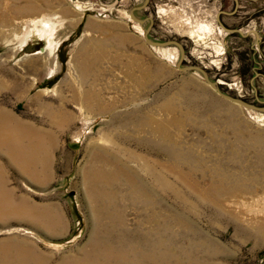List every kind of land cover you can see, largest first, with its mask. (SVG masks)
I'll use <instances>...</instances> for the list:
<instances>
[{"label": "rangeland", "instance_id": "374dc122", "mask_svg": "<svg viewBox=\"0 0 264 264\" xmlns=\"http://www.w3.org/2000/svg\"><path fill=\"white\" fill-rule=\"evenodd\" d=\"M144 2L0 0V109L29 125L24 162L0 147V211H32L0 219V264H34L17 243L42 262L87 264L89 251L103 252L100 242L91 246L98 240L128 252L98 264H153L146 251L156 264H264V236L248 225L264 216V111L179 68L177 45L146 42L149 22L131 17ZM134 13H149L150 38L181 42L182 63L205 67L221 91L264 105V0H149ZM88 21L98 41L126 36V45L75 52ZM87 92L113 105L88 106ZM223 184L258 192L221 197Z\"/></svg>", "mask_w": 264, "mask_h": 264}, {"label": "bare ground", "instance_id": "6f19581e", "mask_svg": "<svg viewBox=\"0 0 264 264\" xmlns=\"http://www.w3.org/2000/svg\"><path fill=\"white\" fill-rule=\"evenodd\" d=\"M41 21V24H42V30H44L45 27L49 28V21H46V20H40ZM209 29V26H206V27H203L201 28L202 30L203 29ZM194 34H197V36H201L202 34V31L199 30H194L192 31V35ZM54 42L52 39H49V53L52 54L54 53L55 51V47L53 46ZM133 64V63H131ZM129 72V77H132V73L130 71ZM148 74L147 73H144V76L145 78H147ZM134 78L138 79V76L137 75H134ZM85 94V93H84ZM80 97V96H79ZM85 100V104L88 105V106H96L97 105L99 106V104L102 102V101H95L94 97H92V93L91 92H87L86 95L84 96L83 98ZM82 99V100H83ZM95 101V102H94ZM79 102V101H78ZM104 104L99 106V109L101 110H108L111 108V106L113 104H110L108 102H105L103 101ZM188 115V114H187ZM191 116V115H190ZM262 117H264V114H261ZM261 117V119H262ZM154 122L152 121V118L151 117H147L146 121H145V124L148 125L149 127L152 128V135L158 139L159 135V127H158V124H153ZM220 124V123H219ZM169 126V125H168ZM213 126V125H212ZM223 127V126H222ZM28 128H29V125L28 123H25L23 120H21V118L17 117L16 115H14L13 113L9 112V111H5L3 109H0V147L3 148V149H6V150H10V152L13 153V155L21 160V163L24 162V160H22V154L23 152L26 153L27 155V152L25 149H23L22 145H21V141H25L24 139H26V133L28 131ZM214 128V127H213ZM31 136V135H30ZM29 139V138H28ZM250 140V139H249ZM245 141V140H244ZM32 142V141H31ZM28 143V142H27ZM35 143V141H34ZM245 143V142H244ZM256 144V143H255ZM38 145V144H37ZM255 146V145H254ZM235 147V146H234ZM247 148V147H246ZM244 149V148H243ZM248 149V148H247ZM233 150V149H232ZM245 150V149H244ZM256 150V149H255ZM251 151V150H250ZM258 151V150H257ZM264 151V150H263ZM262 151V152H263ZM243 152V151H242ZM25 155V156H26ZM247 155V153H246ZM24 156V158H25ZM233 156V155H232ZM254 156V155H253ZM244 157V156H243ZM251 157V156H250ZM111 158V157H110ZM241 158V157H240ZM236 159V158H235ZM233 161V159H232ZM246 162V161H245ZM258 162V161H257ZM261 162V161H260ZM29 165V164H28ZM25 166V165H24ZM257 167V166H256ZM109 168V167H108ZM258 168V167H257ZM216 169V168H215ZM218 170V169H217ZM210 171V170H209ZM257 171V170H256ZM221 172V171H220ZM253 173V172H252ZM259 173V174H258ZM258 173L257 175L259 177H262L264 178V169H261L259 168L258 169ZM179 174V173H178ZM254 175V173H253ZM256 175V176H257ZM181 176V175H180ZM183 179V178H182ZM215 180H223V179H231V177H228V176H221V175H218L216 174L215 177H214ZM180 180V179H179ZM232 180V179H231ZM184 181V180H183ZM227 181V180H226ZM213 183V182H212ZM227 184V183H225ZM225 184H223V188L219 191V196L223 197V196H226V195H233L235 194L236 192H238V194H241L242 192L244 193H249V194H254L256 192H258V189H254V188H249V190L247 189H244V190H241L239 186H236V187H225ZM158 185V184H157ZM189 185V184H188ZM215 185V184H214ZM213 185V187H214ZM221 185V184H220ZM132 189V188H131ZM149 191H152L153 189L149 188L148 189ZM158 190V189H157ZM191 190V189H190ZM196 189H194L195 191ZM206 190V189H205ZM93 191V190H92ZM213 191H214V188H213ZM2 192H3V199H7V192L5 193V185L2 187ZM98 193V192H97ZM149 193V192H148ZM193 193V192H192ZM212 193V192H211ZM210 196V195H209ZM217 196V195H216ZM140 197V196H139ZM198 197V196H197ZM155 198V197H154ZM203 198V197H202ZM200 198V199H202ZM212 198V197H211ZM158 199V198H157ZM8 200H6L5 202L1 201V206L3 208V205L6 204ZM114 203V202H113ZM150 204V203H149ZM216 204V203H215ZM221 204V203H220ZM18 208H19V211H0V219H6V217L8 216H14V215H19V216H27L29 217L30 211H23V209H21L18 205H16ZM149 206V205H148ZM222 207H220L221 210L223 211H226L225 208L223 207V205L221 204ZM144 207V206H143ZM26 209V208H25ZM24 209V210H25ZM149 209V208H148ZM30 212V213H29ZM161 212V211H160ZM40 213V212H39ZM183 213V212H182ZM37 214V213H36ZM110 214V213H108ZM156 214V213H155ZM159 214V213H158ZM170 214V213H169ZM181 214V213H180ZM45 215V214H44ZM151 215V214H150ZM160 215V214H159ZM38 216V214H37ZM41 216V215H40ZM47 216V215H46ZM229 216H231L230 218H233L235 216V214H229ZM34 217V216H33ZM32 217V218H33ZM108 217V216H107ZM191 217V216H190ZM119 218V217H118ZM122 218V217H121ZM141 219V218H140ZM149 219V218H148ZM176 219V218H174ZM104 220V219H103ZM53 219L49 218V222H47L50 226L54 225L55 223L52 222ZM159 218L158 219H154V220H151L150 219V225L153 226V228L157 227V225L159 224ZM40 222V221H39ZM44 222V221H43ZM56 222V221H55ZM147 222V221H145ZM148 223V222H147ZM182 223V222H181ZM146 224V223H145ZM250 226V228H252L254 231H255V235L256 236H264V216H263V219H259V218H254V217H251V221L250 223L248 224ZM142 226V225H141ZM148 226V225H147ZM179 226V225H178ZM142 228V227H141ZM146 228V227H145ZM186 229V228H185ZM151 230V229H150ZM149 230V231H150ZM168 233V232H167ZM196 234V233H195ZM249 234V233H248ZM156 236H158V234H156ZM160 237V236H158ZM161 238V237H160ZM155 239L157 240V237H155ZM203 241V240H202ZM97 242H100V245L103 249V252L100 256H102L101 258L104 259L105 263L106 261L108 260H112V259H118V258H122L123 256H127L128 255V252H125L127 251L126 249H115V245H111L109 243H106L104 242L103 240H98V241H93V243L91 242V246L92 245H95ZM102 242V243H101ZM96 246V245H95ZM94 246V247H95ZM5 248H8V249H11L13 248L14 246L12 245H4ZM18 251L20 252V254H23L22 256L24 257H30L32 260H33V263L34 264H50L49 261L47 262H42L43 259L41 258L40 256V253L35 250V249H31V248H28V247H25L23 246L21 243H17L16 245ZM160 247V246H159ZM157 251V250H156ZM155 251H146L144 253V256L143 258L145 257L147 260H145V262L147 261H150L152 262L153 264H156L157 262V259H158V256L154 254ZM3 252L0 251V255H2ZM152 255H154L152 257ZM98 254H92L90 251H89V254H88V260L87 261V264H98L97 263V260L98 258L100 257ZM160 257V255H159ZM55 264V263H54ZM56 264H58V262H56ZM80 264V263H79ZM82 264V263H81Z\"/></svg>", "mask_w": 264, "mask_h": 264}, {"label": "water", "instance_id": "95a60500", "mask_svg": "<svg viewBox=\"0 0 264 264\" xmlns=\"http://www.w3.org/2000/svg\"><path fill=\"white\" fill-rule=\"evenodd\" d=\"M236 3H238V0H235ZM149 3V0H145V2L142 4V5H139V6H136L134 7L132 10H131V17L132 19H134L136 22L140 23V24H143L147 19H149L151 21L150 25L145 28V32H144V38L146 40V42H148L150 45H153V46H168V45H171V44H174V45H177L180 50H181V56H180V59L177 63V66L183 70H189V69H196L198 71H200L205 80L207 81V83L213 87L222 97L234 102V103H237V104H240L246 108H249V109H255V110H258V111H264V105H255L253 103H250L248 102L247 100L243 99L242 97H235V96H232V95H229L223 91H221L220 89V85L217 81H213L211 80V78L209 77V73L208 71L205 69V67H201L199 65H188V66H181L184 58H185V52H184V48H183V44L181 42H179L178 40L176 39H169V40H165V41H156V40H153L149 37V32L151 30V27H152V23H153V19L152 17H148L147 19H141V18H138L135 16V13L134 11L135 10H140V9H143L147 6V4ZM238 31L244 35L243 31L238 29ZM256 34H257V37L259 38V34L257 31L253 30Z\"/></svg>", "mask_w": 264, "mask_h": 264}, {"label": "crops", "instance_id": "0c3cea01", "mask_svg": "<svg viewBox=\"0 0 264 264\" xmlns=\"http://www.w3.org/2000/svg\"><path fill=\"white\" fill-rule=\"evenodd\" d=\"M87 25H84V27H82V32L84 31L85 28V37L83 38V41H81V43H79L78 47H76L75 52H77L79 50V48H82L81 50H88V49H110V48H115V47H124V45H126V43H123L122 40L126 37L124 36V38H119L118 43L116 41L115 38L112 39V36H104L103 39H99V41L97 39H95L92 35V32H95V28H96V24L92 23L91 21H88L86 23ZM75 29L79 28L80 25L79 23H76L75 25ZM116 29H118V27H116ZM82 40V39H81Z\"/></svg>", "mask_w": 264, "mask_h": 264}, {"label": "flooded vegetation", "instance_id": "af4514ba", "mask_svg": "<svg viewBox=\"0 0 264 264\" xmlns=\"http://www.w3.org/2000/svg\"><path fill=\"white\" fill-rule=\"evenodd\" d=\"M148 7H149V3L147 4V6H146L145 8L140 9V10H148ZM148 17H151L150 14H149V13H144V14L141 16V19H147ZM147 21L149 22V24H148V26H149L150 23H151V21H150L149 19H147L145 22H147ZM145 22H144V23H145ZM144 23H143V24H144ZM153 25H154V20H153V23H152L151 30H150V32H149V37H150V34H151L152 29L154 28ZM148 26H147V27H148ZM147 27H146V28H147ZM183 48H184V52H185V58H184V60H185L188 51L186 50V48L184 47V45H183ZM179 49H180V48H179ZM180 56H181V50H180ZM184 60H183V61H184ZM181 65H182L183 67H184V66H187L185 63H182ZM257 101H258V100H257Z\"/></svg>", "mask_w": 264, "mask_h": 264}]
</instances>
